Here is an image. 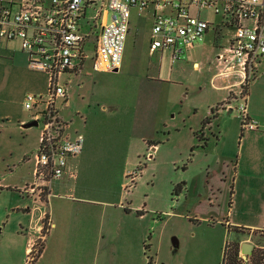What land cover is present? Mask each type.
Returning a JSON list of instances; mask_svg holds the SVG:
<instances>
[{
	"label": "rangeland",
	"instance_id": "1",
	"mask_svg": "<svg viewBox=\"0 0 264 264\" xmlns=\"http://www.w3.org/2000/svg\"><path fill=\"white\" fill-rule=\"evenodd\" d=\"M94 1L96 5L88 9L84 20L91 27L99 14L110 21V14L103 12V0ZM194 14L198 15V11ZM200 16L213 24L211 30L204 42L197 43L175 63L168 53L150 56L144 50L152 32V16L150 11L140 15L133 10L122 69L97 72L93 61L89 60L81 72L66 73L60 78V85L66 86L69 92L66 107L61 100L58 102L69 122L68 132L82 134L85 143H90L84 197L99 202L93 203L94 207L84 203L80 211L83 218L87 217L84 226L92 223L96 228V250L92 254L95 260L91 264H151V260L153 264H224L226 247V255L232 256V251L240 248V256L245 257L244 244L255 247L253 256L247 258L251 262L244 264H256L264 253V232L250 238L248 233L226 224L229 219L224 220L222 216L229 197L228 187L223 184L225 176L213 170L211 174L208 172L209 166L216 170L218 154L235 155L240 142L233 138L226 150L222 145L223 136L211 134L206 146L208 142L190 129V118L200 120L205 108L219 107L218 101L227 95L215 89L224 83L212 82V78L217 57L233 34L229 27L224 26L225 30L217 27L223 21L221 16L209 10H202ZM91 27L85 31L91 33L93 49L100 28ZM134 58L143 64L136 68ZM196 62L199 69L194 68ZM260 74L261 70L250 84ZM144 83L145 104L159 107V112L145 117V139H141L140 135L133 136V116ZM47 89V75L29 67L28 57L19 42H1L0 182L4 185L19 183V172H26L29 158L37 154L42 127H23L34 116L26 109L25 102L29 95H45ZM153 91H158L160 96L152 94ZM240 103V100L232 101L234 113H225L232 126L234 122L237 126L241 124L236 110ZM255 105L252 99L250 106ZM179 130L184 137L194 134L195 150L179 137ZM238 131L241 132V126ZM183 183H187L188 188L180 193L177 187ZM210 186H214L215 191L220 189L216 193L219 201L214 198L211 203L206 199ZM200 195L204 198L200 199ZM2 200L0 197L1 203ZM127 208L134 210L129 213ZM135 209L145 210L146 217L141 219ZM93 217L95 222L90 219ZM49 232L33 264H45L41 255ZM175 239L179 240L177 251L173 247ZM144 241L150 249L144 247ZM35 242L39 243L40 237ZM69 258L76 262L84 260V264L89 261V256L82 253L71 254Z\"/></svg>",
	"mask_w": 264,
	"mask_h": 264
},
{
	"label": "built area",
	"instance_id": "2",
	"mask_svg": "<svg viewBox=\"0 0 264 264\" xmlns=\"http://www.w3.org/2000/svg\"><path fill=\"white\" fill-rule=\"evenodd\" d=\"M96 3L94 0H0V43L19 42L29 67L48 77L47 93L29 95L25 102L26 109L34 113L32 121L38 122L42 129L35 156L36 184L27 186L23 192L38 190L40 197L46 198L54 180L66 175L77 179V172L70 171L69 164L82 154L85 138L78 133L71 136L69 124L61 116L58 102L67 101L68 95L66 86L60 85V78L66 73L81 72L89 60L97 72L120 70L133 10L140 15L147 11L153 14L150 52L170 50L173 63L197 43L204 42L212 24L201 18L202 10L221 16L222 25L232 29L233 37L229 47L218 56L221 69L217 78L229 79L233 75L238 78L242 91L228 103L241 101L236 110L244 133L259 130V121L250 115L244 87L264 60V0H103V12L110 14V21L99 14L91 27L84 20L88 9ZM89 27L100 28L93 49L91 33L85 31ZM48 228L50 224L39 228L40 242L32 244L24 264H33L40 255ZM240 258L251 262L247 261L248 257Z\"/></svg>",
	"mask_w": 264,
	"mask_h": 264
},
{
	"label": "crops",
	"instance_id": "3",
	"mask_svg": "<svg viewBox=\"0 0 264 264\" xmlns=\"http://www.w3.org/2000/svg\"><path fill=\"white\" fill-rule=\"evenodd\" d=\"M150 14L153 23V14L151 12ZM222 23L223 21L217 27L225 30ZM212 26L213 24L211 28ZM232 37L223 52L229 47ZM150 40L151 36L144 44V50L150 56L168 53L171 58L170 50L158 51L152 54L149 49ZM141 62L138 58L133 59V64H136V68L138 65L141 66L143 64ZM124 63L123 56V65ZM215 64L216 73L212 78V82L222 81L224 84L221 87L215 86V89L227 93L223 99L218 101V106H220V103L230 102L229 99L240 94L242 89L238 85V78L234 75L229 79L217 78L221 69L218 57ZM199 67V63L196 62L194 68L199 69ZM142 68L145 70V66ZM260 70L261 74L256 77L253 83L249 84L247 90L248 109L250 115L259 121V130L244 133L241 124L237 126L234 122L232 126L230 121L227 122L225 113L228 115L234 113V107L230 103H225L221 107L210 105L202 112L200 120H197V117H193L189 121L191 131L194 134L196 133L198 138L207 141L206 146L210 143L211 138L209 135L211 134L213 136L219 134L221 138L223 136L225 142L222 145L225 146L226 150L227 145L232 144L233 138H236V142H240L239 150L235 155L231 152L229 154L223 153V155L218 154L216 170L209 166L208 172L211 174L213 170L225 176L223 184L228 187L229 197L226 201L227 207L222 212V216L224 220L225 218L229 219L226 224H229L230 228L234 230L248 233L250 238L254 234L264 232V60L259 64L257 73ZM161 71L162 67L159 66L158 72L161 73ZM143 86L144 88L139 91L138 103L134 108L133 116V136L140 135L141 139H145V117L147 118L149 115L153 117V113L159 112V107L154 108L153 105L145 104V83ZM152 94L160 96L158 91H153ZM67 95V101L61 100V102L65 103V107L69 103L68 90ZM252 99L257 105L250 106ZM103 110H106L105 106ZM60 111L62 118L68 122L64 117L63 110L60 109ZM184 123L186 126V121ZM240 126L241 132L239 133ZM175 129H179V127ZM177 133L182 140L192 146L194 142L193 133L187 134L185 137L182 134V130ZM72 134L71 136H75L77 132L74 135ZM89 144V142L85 143L82 154L70 161V171L77 172V179H72L69 175H66L61 179L54 180L51 184L50 195L46 198H41L38 190L35 193L23 192L27 186L36 184V161L34 157L33 159L29 158L27 171L19 172L21 177L19 183L16 185H4L0 182V197L3 199L2 203L0 202V256H2L0 264H24L29 249L39 237V228L45 223L46 217H48L46 221L51 225V228L46 240V247L41 255L42 259L40 258L41 260H46L45 264H84V260L76 262L71 261L69 258L71 254L80 253L89 256L88 264L95 260L92 254L96 250V228L92 223L89 227L84 226V220L87 217L83 218L80 211L81 205L84 203L94 207L93 203L99 202L93 198L84 197L87 194V190H83L87 185L84 176L88 174L90 168H88ZM195 148V146H192V150H195ZM177 188L182 193L188 186L187 183H183L178 184ZM209 188L210 193L206 199L211 203L214 202V198L219 201V196L216 193H219L220 189L215 191L214 186ZM199 198L202 199L204 197L200 195ZM133 210L131 208L126 209L129 213ZM135 211H137L141 219L146 217L144 215L145 210L139 211V209H135ZM90 219L95 222L94 217ZM223 222L225 221H221L222 224ZM144 247L150 249V245L145 241ZM151 261V264H153V260Z\"/></svg>",
	"mask_w": 264,
	"mask_h": 264
},
{
	"label": "trees",
	"instance_id": "4",
	"mask_svg": "<svg viewBox=\"0 0 264 264\" xmlns=\"http://www.w3.org/2000/svg\"><path fill=\"white\" fill-rule=\"evenodd\" d=\"M250 84V83H249ZM248 84V85H249ZM246 86V87H244V90L247 92V90H248V87L249 86ZM228 103V102H227ZM224 105V104H223ZM223 105H221V106H223ZM221 106H219V107H221ZM208 122V121H207ZM206 122V123H207ZM176 191H177V189H176ZM176 191H175V193H176ZM48 219V217H46V219H45V221ZM239 231V230H238ZM245 233V232H244ZM227 247H226V249H225V252H224V260H225V262H224V264H239V263H242V264H244L245 263V261H243L241 258H240V248H236V250H235V252H233L232 251V253H234V254H232V256L231 255H226L227 253H226V251H227ZM228 259V260H227ZM223 264V263H222ZM256 264H264V253H261V256H260V258H259V261H257V263Z\"/></svg>",
	"mask_w": 264,
	"mask_h": 264
},
{
	"label": "water",
	"instance_id": "5",
	"mask_svg": "<svg viewBox=\"0 0 264 264\" xmlns=\"http://www.w3.org/2000/svg\"><path fill=\"white\" fill-rule=\"evenodd\" d=\"M119 70H115V72H118ZM39 124L36 121H31L28 124L24 125V128H31V127H38ZM173 247L175 249V251H177V249L179 248V240L175 239L173 241ZM254 252V246L252 244H244L242 246V253L243 255H245V257H249L252 256Z\"/></svg>",
	"mask_w": 264,
	"mask_h": 264
},
{
	"label": "flooded vegetation",
	"instance_id": "6",
	"mask_svg": "<svg viewBox=\"0 0 264 264\" xmlns=\"http://www.w3.org/2000/svg\"><path fill=\"white\" fill-rule=\"evenodd\" d=\"M254 246V245H253ZM254 249H255V247H254ZM254 253V252H253Z\"/></svg>",
	"mask_w": 264,
	"mask_h": 264
}]
</instances>
